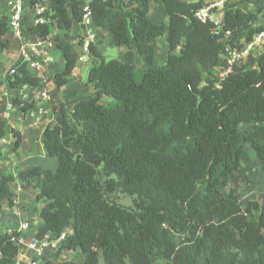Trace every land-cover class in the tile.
<instances>
[{
  "label": "trees",
  "instance_id": "16d2710c",
  "mask_svg": "<svg viewBox=\"0 0 264 264\" xmlns=\"http://www.w3.org/2000/svg\"><path fill=\"white\" fill-rule=\"evenodd\" d=\"M84 1L49 0L52 28L72 40L73 25L88 10L94 27L124 50L121 60H100L93 48L86 85L94 93L72 112L57 108L56 124L43 133L57 169L28 167L16 176L0 169V202L15 205L17 180L35 191L38 202L48 201L37 236L68 232L61 251L81 254L79 261L56 264H264V205L250 200L243 207L241 196L243 186L253 187L242 176L246 146L264 167V51L224 80L215 76L227 64L225 44H250L264 25L236 4L224 8L217 33L214 24L194 17L202 0H161L168 16L161 23L149 17L150 0ZM8 33L3 16L0 54L9 47L3 42ZM26 33L52 34L49 26L34 27L28 13ZM164 36L166 62L158 65L156 43ZM54 40L65 59L54 78L61 87L78 57L71 45ZM18 71L8 77L10 88L39 86L23 66ZM18 101L14 105H22ZM33 108L23 104L25 112ZM14 137L17 149L21 138L18 132ZM117 194L132 197L133 206L117 205ZM0 251V264H16L19 247L6 232H0Z\"/></svg>",
  "mask_w": 264,
  "mask_h": 264
},
{
  "label": "crops",
  "instance_id": "0c3cea01",
  "mask_svg": "<svg viewBox=\"0 0 264 264\" xmlns=\"http://www.w3.org/2000/svg\"><path fill=\"white\" fill-rule=\"evenodd\" d=\"M91 1L92 0H85L84 3L88 6ZM188 1L198 2L201 0ZM202 1L208 3L217 0ZM25 2H29V0H25ZM263 2V0H243L236 5L238 8L246 12L256 14L261 11ZM7 3L8 0H0V19L9 14ZM127 4H129V0L126 2V5ZM149 5V17L153 22H167L168 16L161 0H150ZM96 30L98 34L96 49L101 55L100 60H102L109 49L117 47L115 46L113 38L109 32L99 28ZM69 35L72 40H67L63 31L55 29L51 34V38H58L60 42L71 45L73 47V52L78 57L80 55V41L86 35V30L80 24H74ZM159 40L166 43L165 36ZM3 42H8L9 47L0 54V125L2 126L3 133L0 138L7 139L9 145H0V169L2 174L16 176L20 170L34 166H40L43 169L55 171L58 167V161L57 159L50 158L43 146V133L46 129V118H42L38 122L35 121L30 117L29 112L23 110V107L20 104L14 105V109L10 112V115H7L8 106L12 104L14 100H20L18 94L21 88L12 89L9 87L8 71L20 61L22 40L10 32L4 36ZM165 48L168 52L167 44H165ZM118 50L120 55L124 51L122 48H118ZM53 55L55 63L49 69L46 83L44 84V81L38 79L39 86L27 90V95L32 100H37L39 90L45 86L52 97V101L48 106L51 111H56L61 105H67L66 107L69 106L71 111H73L76 103L83 96L87 95L86 93H94L92 86H86V80L89 73H86V69L89 65L77 63L76 68L68 78V81L63 86L58 87L55 85L54 78L56 75L63 72L65 68V59L62 51L58 48V45L54 50ZM157 57L158 54L156 49V64H159ZM160 57H167V54ZM36 76L40 77L41 75L35 74L34 77ZM18 102L22 103V101ZM14 132H18L21 138V144L17 149H14L16 138L14 137ZM247 150L252 149L251 147L246 146L245 152ZM244 160L245 153L243 155V162ZM254 162H256L255 165L257 166L253 168L252 171H247V174L254 185L250 194L251 200H256L264 205V167L257 161V159H254ZM12 192L15 195L16 209L20 212L19 217L16 218L13 216V211L7 202H0V232H6L9 228H12L13 230L16 229L18 222H28L30 224L28 236H34L43 224L40 218V211L48 204V201L42 200L38 202L36 200L35 191L25 188L19 180L13 183Z\"/></svg>",
  "mask_w": 264,
  "mask_h": 264
},
{
  "label": "built area",
  "instance_id": "2783aa9c",
  "mask_svg": "<svg viewBox=\"0 0 264 264\" xmlns=\"http://www.w3.org/2000/svg\"><path fill=\"white\" fill-rule=\"evenodd\" d=\"M34 1L33 6L28 7L29 3L25 2V0H8L10 32L22 40L20 61L8 71V77H15L19 72L18 68L23 66L33 77L35 74L41 75L40 77L36 76V78L44 81L43 83L45 84L49 69L55 63L53 52L57 48V42L51 38V34L48 38L34 36L30 33L25 36L23 30L25 28L26 14H29V21L34 27L49 26L52 33L56 28H52V21L47 16L49 0ZM241 1L243 0H217L205 3L194 13V17L204 24H214L218 29L216 32L219 33L226 5L237 4ZM256 15L258 17L256 24L264 25V2L261 11L257 12ZM80 25L85 28L86 35L79 45L80 55L78 56V63L91 65L95 62L93 48H96L98 34L90 11L87 10L85 12ZM229 34L227 33L226 36ZM263 51L264 31L254 36L250 44H246L241 48L226 43L224 57L227 64L223 68H218L215 76L220 81L224 80L233 72L235 66L244 64L250 56L259 57ZM20 88L18 96L20 98L19 101H22V107L25 103H32L34 105V108L28 111L30 117L37 122L42 118H46V128L54 126L58 113L51 111L48 107L52 101V97L47 87L44 86L39 90L37 100L29 98L26 92L27 90L34 89V87L29 84H23ZM12 104L8 106L7 115H10V112L14 109V104ZM0 145H9V141L5 138H0ZM11 210L13 211V216L18 218L20 212L16 209L15 205L11 207ZM29 230L30 224L28 222H18L16 229L9 228L6 231L13 242L19 247L16 264H40L42 260L48 259L53 253L59 251L69 235L68 232H64L61 235L46 233L38 237L36 233L30 237L28 236Z\"/></svg>",
  "mask_w": 264,
  "mask_h": 264
},
{
  "label": "rangeland",
  "instance_id": "374dc122",
  "mask_svg": "<svg viewBox=\"0 0 264 264\" xmlns=\"http://www.w3.org/2000/svg\"><path fill=\"white\" fill-rule=\"evenodd\" d=\"M165 42L162 40H159L158 43L156 44V49H157V61H158V65L164 64L166 62V57H160V56H165L167 54L166 48H165ZM258 55V54H256ZM104 59L106 61H111V60H121V55L119 53L118 48H114V49H109L108 52L106 53V55L104 56ZM138 66L140 67V64L137 62ZM93 64L89 65L86 69V73L89 72V70L91 69ZM87 86V85H86ZM87 92V91H86ZM87 95L83 96L79 101L87 99L89 96H91L92 94L90 93H86ZM78 101V102H79ZM108 101L107 98H104L102 100L103 103H106ZM67 106V105H66ZM67 109L71 111V108L68 106ZM58 113V111H57ZM248 149V148H247ZM249 151V152H248ZM254 159H257V161L260 163L259 159L257 158V156L255 155V153L252 150H247L245 152V160L243 162V166H242V176L247 175L248 179L250 180L247 171H252L253 168H255L257 165H255L256 162H254ZM261 164V163H260ZM251 182V180H250ZM252 183V182H251ZM253 185V183H252ZM254 187V185H253ZM252 188H248L243 186L242 187V191H241V196H242V205L243 207L247 204L248 201L251 200V191ZM229 187L226 188H222L224 193H227ZM264 194V193H263ZM113 201L122 207L125 208H130L131 206H133V198L124 194H117L115 195L113 198ZM49 258L52 259V263L56 264L62 260H70V261H79L81 260V254L79 251H61V249L59 251H57L56 253H53L51 256H49Z\"/></svg>",
  "mask_w": 264,
  "mask_h": 264
}]
</instances>
